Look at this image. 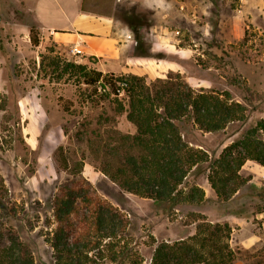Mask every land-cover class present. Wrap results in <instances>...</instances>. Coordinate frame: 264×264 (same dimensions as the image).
Wrapping results in <instances>:
<instances>
[{
    "label": "rangeland",
    "instance_id": "obj_1",
    "mask_svg": "<svg viewBox=\"0 0 264 264\" xmlns=\"http://www.w3.org/2000/svg\"><path fill=\"white\" fill-rule=\"evenodd\" d=\"M111 2L100 0L110 5L133 38L134 19L140 16L145 40L162 43L166 49L167 44L186 49L183 58L166 49L155 50L165 59L143 58L141 66L154 69L152 75L155 69L163 71L162 78L170 71L181 72L192 86L227 89L246 105V120L220 131L206 132L192 122L182 123L183 135L193 146L205 149L214 160L264 117V0H163L151 9L143 6V0H120L113 9ZM33 24L23 0H0V176L8 200L0 218L18 233L36 264H54L49 242L55 226L50 222L54 220L52 205L68 174L55 153L59 145L66 147L71 159H85L83 175L130 221L126 238L115 248L119 260L98 259V264H134L135 260L151 264L158 242L193 235L203 217L231 225L233 264H264V168L246 163L241 173L250 179L228 200L219 198L211 187L208 163L194 167L182 185L185 190L194 184L203 188L201 202H157L122 190L91 163L96 156L86 142L76 141L75 134L85 122L92 123L89 132L100 120L105 124L102 130L132 133L134 126L124 113H116L110 99L101 98L86 84L45 76L40 54L48 46L55 50L59 46L42 41L33 46L29 36ZM165 60L179 62L182 71H166ZM61 95L73 102L69 110L58 102ZM103 137H108L104 130ZM254 234L260 240L246 245L245 240Z\"/></svg>",
    "mask_w": 264,
    "mask_h": 264
},
{
    "label": "trees",
    "instance_id": "obj_2",
    "mask_svg": "<svg viewBox=\"0 0 264 264\" xmlns=\"http://www.w3.org/2000/svg\"><path fill=\"white\" fill-rule=\"evenodd\" d=\"M134 23L132 54L165 59L166 55L155 53L153 44L142 35L139 28L145 24L140 16ZM29 36L33 46L41 44L38 25H31ZM57 49L48 46L40 54L45 76L86 84L101 98L110 99L116 113H124L135 128L132 133L104 128L108 133L104 139L105 124L100 120L90 132L91 122L80 124L75 134L76 141L86 142L96 156L91 163L122 190L157 202H201L205 198L203 188L194 184L185 190L182 185L194 167L208 163L211 187L219 198L228 200L249 181L241 173L248 160L264 166V117L214 160L183 135L184 122L216 132L232 122L245 121L246 105L235 100L229 90L196 88L181 72L170 71L166 78L153 80L134 73L104 72L93 66L95 56H89V62L66 60ZM58 102L65 110L73 103L62 95ZM55 153L60 168L68 174L58 186L52 205L54 220L50 222L55 226L49 242L54 264H98L97 260L104 258L117 262L120 253L115 248L126 238L129 218L83 175L84 158L71 159L64 145ZM7 201V188L0 176V217ZM199 219L193 235L158 242L151 264H233L236 252L229 241L231 225ZM5 224L0 218V264H36L32 251L14 228ZM134 264L142 263L135 260Z\"/></svg>",
    "mask_w": 264,
    "mask_h": 264
},
{
    "label": "crops",
    "instance_id": "obj_3",
    "mask_svg": "<svg viewBox=\"0 0 264 264\" xmlns=\"http://www.w3.org/2000/svg\"><path fill=\"white\" fill-rule=\"evenodd\" d=\"M120 0L111 2L112 9ZM27 11L40 28L43 43H55L62 54L70 56L78 62H89V56H95L97 62L94 67L104 72L134 73L138 75L162 76L163 71L141 66L145 57L132 54L134 38L132 33L120 25L110 5L100 3V0H23ZM162 43H153V50L163 51ZM169 45L165 52L177 54L183 58L186 49H175ZM174 48V50H173ZM166 71H182L181 64L174 60H165ZM248 162H255L248 160ZM261 169V166L255 162ZM264 170H262L263 172ZM254 234L245 240V244L252 246L260 240Z\"/></svg>",
    "mask_w": 264,
    "mask_h": 264
},
{
    "label": "clouds",
    "instance_id": "obj_4",
    "mask_svg": "<svg viewBox=\"0 0 264 264\" xmlns=\"http://www.w3.org/2000/svg\"><path fill=\"white\" fill-rule=\"evenodd\" d=\"M156 3H163V0H143V6L147 9H151Z\"/></svg>",
    "mask_w": 264,
    "mask_h": 264
}]
</instances>
